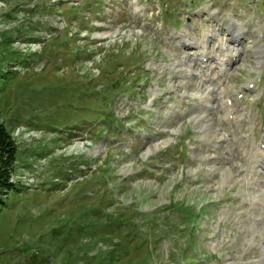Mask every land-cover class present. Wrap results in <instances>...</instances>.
I'll list each match as a JSON object with an SVG mask.
<instances>
[{"label":"rangeland","instance_id":"374dc122","mask_svg":"<svg viewBox=\"0 0 264 264\" xmlns=\"http://www.w3.org/2000/svg\"><path fill=\"white\" fill-rule=\"evenodd\" d=\"M8 1L0 29L32 27L0 43V264H260L264 0Z\"/></svg>","mask_w":264,"mask_h":264},{"label":"trees","instance_id":"16d2710c","mask_svg":"<svg viewBox=\"0 0 264 264\" xmlns=\"http://www.w3.org/2000/svg\"><path fill=\"white\" fill-rule=\"evenodd\" d=\"M1 1H5V3L8 4V6L11 8H8V6L6 7V9L4 11H1L0 14V21L3 19H7L8 17L10 18V21H12V18H18V10H16L15 7H17L19 5V3L14 4V2L8 1V0H1ZM16 5V6H15ZM19 23V24H18ZM15 23V25L11 26L9 29H0V43L5 42V41H11L14 42L16 45H18V47L21 45L20 42H24L25 40H20L21 38L23 39L22 34H20L22 31L18 30V26L20 29H25V28H31L32 26H27V24L25 22H18ZM34 25V24H33ZM16 30V32H18L17 36H20V39L18 37L12 39L11 36L7 35L8 33H10L11 31ZM17 41H20L19 43H16ZM22 46V45H21ZM20 49V48H19ZM23 49H25L23 47ZM22 52H20L18 54L19 59H23L25 56V52L26 49L23 50ZM3 58H5L7 56V52L6 54H2ZM1 56V53H0ZM30 57V56H29ZM17 64H14L13 70H16L17 72L19 71V69H17V66H15ZM9 69H12L11 66L8 67ZM8 69V70H9ZM11 120H19V118H15V119H4L1 120L0 119V205L3 204L5 202V199L8 196V193L14 189L17 190L18 189V182L20 181L19 179L15 178V171H16V162H17V154H18V150H19V145L16 141V139L13 137L12 134V121ZM20 121V120H19ZM22 122V121H21ZM83 124V123H82ZM82 126V125H81ZM75 162H77L79 164V161L76 160ZM122 214V213H121ZM197 214V212H196ZM136 221L133 220V218L126 220V227L127 229H129L133 224H135ZM193 226H191L190 230L193 231ZM136 238V237H135ZM134 238V239H135ZM131 238H127V249L128 251L124 253V256L127 258L135 257L133 256V249L130 248L131 245ZM144 244L143 243L140 245L139 249H142ZM147 251L149 252V255L147 256V258H143V260H136V262H138L137 264H151V260H152V256L151 251H152V246L151 243L147 244ZM153 252V251H152ZM126 263L130 264L131 261L128 260Z\"/></svg>","mask_w":264,"mask_h":264},{"label":"bare ground","instance_id":"6f19581e","mask_svg":"<svg viewBox=\"0 0 264 264\" xmlns=\"http://www.w3.org/2000/svg\"><path fill=\"white\" fill-rule=\"evenodd\" d=\"M120 29V28H119ZM101 34V33H100ZM99 35V34H98ZM105 35V34H104ZM111 35V34H110ZM185 39V41L186 42H188V40H186V37L184 38ZM195 41V40H194ZM196 42V41H195ZM237 54V51L235 52H230V53H226L225 52V57L224 58H222V60H220V63L222 64L224 61H225V59H231V57L233 58V54ZM200 54V53H199ZM201 55H202V61H204L205 60V58H206V56L205 55H207V53L206 52H202L201 53ZM228 57V58H227ZM226 63V62H225ZM182 70V69H181ZM162 90V89H161ZM158 94H160V92L158 93ZM156 97V96H155ZM154 97V98H155ZM251 160L254 162L253 163V165H252V167H254V168H256V166H264V165H259V162H263L264 161V159L263 158H261V157H259V156H255V155H252L251 156ZM248 168H250V166L248 165ZM248 168L246 169V173H245V178L247 179V181H248V183L250 184V185H252V184H255V187L254 188H260V190H263L264 191V184H261V183H254V179H253V176L251 177L250 175H249V170H248ZM256 192H258V195H253V198L254 197H256V198H259V197H261V196H264V194L262 193V192H260V191H257V190H255ZM254 191V192H255ZM220 199V198H219ZM264 199V198H263ZM225 200V199H224ZM252 200V199H251ZM213 201V200H212ZM221 201H223V200H221ZM263 203H264V201H263ZM251 209H254V212H252V214L250 215L251 216V218H252V220H254L255 222H257L256 224H258L260 227H261V232H259V234L261 233L262 235L264 234V211L262 212V209H261V206H256L255 204H253V202H252V206H251ZM264 210V209H263ZM250 213V212H249ZM255 226V225H254ZM191 231V230H190ZM253 236L251 237V240L253 239V237L254 238H256V237H258V233L256 232V230L254 229L253 230ZM258 240H259V238H258ZM257 240V241H258ZM259 243H261V248H262V257H261V259L259 260V262H260V264H264V235H263V239L259 242Z\"/></svg>","mask_w":264,"mask_h":264}]
</instances>
